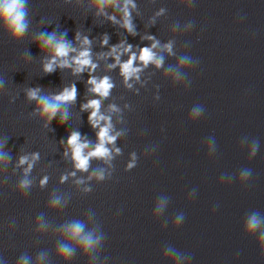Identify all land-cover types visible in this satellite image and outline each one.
<instances>
[{
    "label": "water",
    "instance_id": "water-1",
    "mask_svg": "<svg viewBox=\"0 0 264 264\" xmlns=\"http://www.w3.org/2000/svg\"><path fill=\"white\" fill-rule=\"evenodd\" d=\"M157 60L127 81L0 85V264H264V20ZM72 85L51 120L29 97ZM108 125L109 156L76 169L70 134L87 153ZM76 223L90 248L66 235Z\"/></svg>",
    "mask_w": 264,
    "mask_h": 264
},
{
    "label": "clouds",
    "instance_id": "clouds-1",
    "mask_svg": "<svg viewBox=\"0 0 264 264\" xmlns=\"http://www.w3.org/2000/svg\"><path fill=\"white\" fill-rule=\"evenodd\" d=\"M125 13V23L124 27L132 32V25L127 19L130 15L127 11V8L124 9ZM25 8H24V0H2L0 2V17L3 18L8 27L12 30L13 34L16 36L22 35L26 30V22H25ZM84 43L87 44L88 40L85 38ZM103 43H107L105 40ZM43 44L45 47L52 46L54 51L53 59L44 66L45 72L54 71V64H56V58H60V66H70L69 60L66 59L69 55V52L72 51L68 47V45L64 41H54L53 37L49 36V39L44 40ZM131 45L125 49V51H129L131 49ZM152 47H155L153 45ZM115 48H113V52H115ZM139 59L142 61L145 66L149 62H153L155 60V54L152 52L150 47H143L140 49L139 57H137L136 53H132L128 61L123 62L121 64L122 75L125 77V81L128 78L135 76L139 71L138 68L133 67L134 61ZM74 63L76 65L74 71L75 73H82L85 67L90 66L92 69H95L96 65L92 63L90 58V53L88 50H84L79 53L77 57L73 58ZM118 60V57H117ZM157 66H159L160 61L155 60ZM90 85L93 87L90 89L95 94H99L102 97H107L109 95L110 89L113 87V84L110 82V79L105 76L101 80H97L95 77H91L88 81ZM38 89L30 90L29 97L31 99H38L39 106L41 108V112L43 115L47 116L49 120L53 119L56 113L59 111L61 105L67 104L69 102H74L76 100V87L72 85L70 88L63 89L62 92L55 95L52 98L49 97H38L37 96ZM84 109L92 108L93 111L89 114V122L92 124L93 128H96L101 120L106 119L104 116L99 115L100 110V100L93 99L90 100L87 104L83 105ZM62 123V121L60 122ZM110 125L101 127L97 133L98 143L95 145L92 151L85 152V149L88 147V142H81V135L79 132H72L68 137L67 144L71 147L72 150V158L74 161L75 168L81 171H86L89 166V161L91 158H105L109 156V149L105 147L106 142H112L115 140L114 136L109 135ZM118 151V150H117ZM35 158V157H34ZM26 157H22L20 159V163L23 164L26 161ZM131 167V165H129ZM29 168H31V164H29ZM73 175L75 173H72ZM99 178H103L102 174H100ZM66 179V177H62L61 180ZM47 178L41 181L43 185L46 183ZM256 225V221H252V226ZM83 232V225L76 223L71 225L67 231L66 235L72 240H78L85 247V249L90 248L94 241L89 235H81ZM73 249L67 246H64L60 252L61 258H68L73 254Z\"/></svg>",
    "mask_w": 264,
    "mask_h": 264
}]
</instances>
